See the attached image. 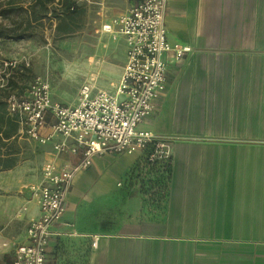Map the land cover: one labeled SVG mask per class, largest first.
<instances>
[{"label": "crops", "instance_id": "1", "mask_svg": "<svg viewBox=\"0 0 264 264\" xmlns=\"http://www.w3.org/2000/svg\"><path fill=\"white\" fill-rule=\"evenodd\" d=\"M71 2L95 12V32L121 40L126 59L123 38L100 26L131 3ZM164 23L168 43L190 52L178 61L166 55L164 90L138 128L172 138L169 175L141 152L93 156L73 175L44 264H264V0H170ZM6 63L0 76L29 67ZM10 79L0 89L3 101L25 91ZM50 94L70 106L77 96L61 102L51 86ZM16 138V165L25 149L20 140L43 159L26 185L28 200H16L30 220L38 207L28 187L39 181L43 163L73 167L80 155L54 154L51 144L29 141L19 124ZM25 231L16 240L3 238L22 242Z\"/></svg>", "mask_w": 264, "mask_h": 264}, {"label": "built area", "instance_id": "2", "mask_svg": "<svg viewBox=\"0 0 264 264\" xmlns=\"http://www.w3.org/2000/svg\"><path fill=\"white\" fill-rule=\"evenodd\" d=\"M128 10L100 26V32L125 41L126 59L113 93L83 83L74 105L53 101L48 82L33 79L23 94L8 93L6 110L15 116L25 137L40 146L51 144L54 154L80 155L77 166L46 161L40 179L28 187L38 215L26 225L22 242L0 236V264H44L52 228L62 218L66 194L76 170L90 166L92 157L106 153L141 152L145 162L160 172L170 169L171 137L157 136L138 126L154 111L165 87L166 55L176 61L190 52L188 46L170 45L164 16L170 0H124ZM25 61L24 66L28 67ZM17 69L15 61L5 64ZM9 74L0 76V89ZM24 210V209H23ZM93 236L92 246H95Z\"/></svg>", "mask_w": 264, "mask_h": 264}, {"label": "rangeland", "instance_id": "3", "mask_svg": "<svg viewBox=\"0 0 264 264\" xmlns=\"http://www.w3.org/2000/svg\"><path fill=\"white\" fill-rule=\"evenodd\" d=\"M82 7L59 25L43 21L25 39L0 40V66L3 62L22 65L29 61L22 73L8 70L12 88L27 90L33 79L40 77L49 83L54 97L64 103H73L85 82L108 91L114 89L124 63L125 46L121 40L113 41L95 32L99 24L95 12ZM8 18H0V24L8 25ZM153 125L157 129L158 118ZM20 143L25 146L20 162L11 170L0 171V235L13 240L23 236L29 220L24 204L17 208L16 200H28L26 185L43 161L33 144Z\"/></svg>", "mask_w": 264, "mask_h": 264}, {"label": "trees", "instance_id": "4", "mask_svg": "<svg viewBox=\"0 0 264 264\" xmlns=\"http://www.w3.org/2000/svg\"><path fill=\"white\" fill-rule=\"evenodd\" d=\"M72 5L71 0H0V18L14 14L8 18V25L0 24V40L32 36L43 21L59 25L76 12ZM17 130L18 120L7 113L0 90V171L13 168L18 161ZM169 171L161 174L168 176Z\"/></svg>", "mask_w": 264, "mask_h": 264}]
</instances>
